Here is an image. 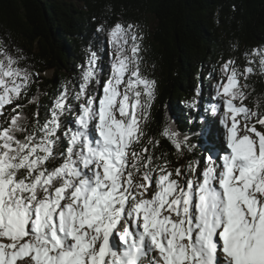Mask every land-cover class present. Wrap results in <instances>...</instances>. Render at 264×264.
Wrapping results in <instances>:
<instances>
[{
  "label": "snow or ice",
  "instance_id": "6c2138e0",
  "mask_svg": "<svg viewBox=\"0 0 264 264\" xmlns=\"http://www.w3.org/2000/svg\"><path fill=\"white\" fill-rule=\"evenodd\" d=\"M96 31L111 45L103 81L89 50L34 123L17 109L39 74L0 39V116L15 113L0 126V264H264V111L245 104L264 48L220 68L203 159L187 134L161 130L184 160L172 168L144 140L156 81L141 73L142 37L132 24Z\"/></svg>",
  "mask_w": 264,
  "mask_h": 264
},
{
  "label": "trees",
  "instance_id": "16d2710c",
  "mask_svg": "<svg viewBox=\"0 0 264 264\" xmlns=\"http://www.w3.org/2000/svg\"><path fill=\"white\" fill-rule=\"evenodd\" d=\"M100 23L106 30L116 23L135 25L142 37L141 73L156 85L164 84L160 105L155 109L153 103L143 126L145 142L160 141L155 156L177 166L172 145L160 135L171 126L197 146L195 156L189 157L202 159L199 133L204 124L199 115L205 108L187 107L198 84L211 80L209 72L200 76L201 68L214 64L217 76L231 59L243 70L247 54L264 48V0H0V39L13 55L23 57L21 67L39 74L17 112L33 123L38 112L43 121L62 86L79 80L89 50L97 52L104 69L108 66L111 45L106 33L96 31ZM49 72L53 77H46ZM247 84L250 95L245 104L250 108L259 104L264 111L262 74L250 76ZM211 108L206 105L209 116ZM14 114L6 109L8 119ZM5 116L0 117V126H6Z\"/></svg>",
  "mask_w": 264,
  "mask_h": 264
},
{
  "label": "rangeland",
  "instance_id": "374dc122",
  "mask_svg": "<svg viewBox=\"0 0 264 264\" xmlns=\"http://www.w3.org/2000/svg\"><path fill=\"white\" fill-rule=\"evenodd\" d=\"M109 63H110V61H107V64H109ZM105 67L106 68L103 71L104 74L101 75V79H102V77L104 79L105 76H106V73H107V70H108V66H105ZM215 68H216V65L211 64V63H208V64L204 65V67L201 68V71H202V72H200V76L201 77H204L205 74H208L207 72H209V74L212 77L210 78L211 80L208 81V82H206V81L203 82L202 81L201 83H199L198 86L196 87V91H197V89H199L200 95L199 96H195L194 95V97L191 98V100L193 98H195V99H197L199 101V104L197 105V107L199 108V110L201 108L202 109L203 108H206V105H216V104L220 103L219 101H217V99L215 97V92H216L217 81L219 79H221V73H217V76H214L213 73H216L217 72L215 70ZM45 75H46V77H53V73L52 72H49L47 74L45 73ZM163 85H164L163 83L160 84L159 82L156 85V97H155V101H154V105L155 106L153 107L155 109L158 108V105H160L159 104V101L161 100V94L160 93L161 92L163 93V91L161 90ZM196 91H195V94H196ZM191 100H189V102ZM6 109H8V106H6ZM199 110H197V111L199 112ZM203 111H204V113H203ZM201 113L202 114L199 115L200 116V120H207L209 118H211V119H218V116H216V115L209 116L207 114V111L205 109L202 110ZM218 127L222 129V127H223L222 123L221 124H218ZM257 127L259 129V125ZM183 163H184V160L183 159H178V162H177V166L176 167L182 166ZM173 168H175V167H173Z\"/></svg>",
  "mask_w": 264,
  "mask_h": 264
},
{
  "label": "bare ground",
  "instance_id": "6f19581e",
  "mask_svg": "<svg viewBox=\"0 0 264 264\" xmlns=\"http://www.w3.org/2000/svg\"><path fill=\"white\" fill-rule=\"evenodd\" d=\"M207 80V79H206ZM208 84V83H207ZM203 88V87H202ZM207 89V88H206ZM205 101V100H204ZM211 106V105H210ZM206 109V108H205ZM204 110V109H203ZM203 113H204V111H203ZM211 113V112H210ZM218 126V125H217ZM204 127V126H203ZM222 129H223V127H222ZM201 138H202V136H200ZM204 148V147H203Z\"/></svg>",
  "mask_w": 264,
  "mask_h": 264
},
{
  "label": "water",
  "instance_id": "95a60500",
  "mask_svg": "<svg viewBox=\"0 0 264 264\" xmlns=\"http://www.w3.org/2000/svg\"><path fill=\"white\" fill-rule=\"evenodd\" d=\"M262 77H263V83H264V74H262Z\"/></svg>",
  "mask_w": 264,
  "mask_h": 264
}]
</instances>
